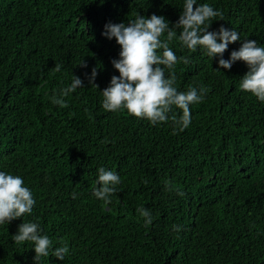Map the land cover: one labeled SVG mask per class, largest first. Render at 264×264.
<instances>
[{"label": "trees", "instance_id": "obj_1", "mask_svg": "<svg viewBox=\"0 0 264 264\" xmlns=\"http://www.w3.org/2000/svg\"><path fill=\"white\" fill-rule=\"evenodd\" d=\"M200 2L223 14L210 31L224 25L264 44V0ZM182 6L0 0V170L21 175L36 200L31 215L0 225V264H36L31 242L12 239L23 219L36 220L53 247H69L63 261L50 253L40 264H264V102L239 88L246 62L223 69L199 48L170 43L188 58L174 68L178 90L207 89L182 131L171 119L153 125L101 105V91L119 75L112 60L120 45L102 34L105 25L153 13L174 24ZM94 67L98 88L85 76ZM73 74L85 87L53 104V90ZM173 114L182 110L173 106ZM101 166L122 178L109 205L92 194ZM138 207L152 211L151 224Z\"/></svg>", "mask_w": 264, "mask_h": 264}, {"label": "clouds", "instance_id": "obj_2", "mask_svg": "<svg viewBox=\"0 0 264 264\" xmlns=\"http://www.w3.org/2000/svg\"><path fill=\"white\" fill-rule=\"evenodd\" d=\"M182 9L174 24L163 15L153 13L150 17L138 14L128 19L127 23L109 22L105 25L102 34L109 40L115 38L120 45L119 58L112 60L119 75H113L108 87L101 91V105L105 111L126 110L128 114L147 119L153 125L171 119L175 128L181 131L190 125V106L202 102L207 89L200 85L179 91L175 86V65L178 60L188 63V58L176 55L169 46L174 40L179 42L181 48L193 52L199 48L208 57L216 58L219 68L231 69L237 61L246 62L249 71L241 77L239 88L264 102V44L242 39L237 30L224 25L210 31L214 19L223 14L209 3L183 0ZM238 40L243 41L242 45L238 50L231 51L226 59L224 54L229 45ZM79 65L87 68L84 60ZM60 70L61 66L56 65V71ZM97 75L95 67L90 74L85 73L89 83L98 88L95 84ZM84 87L82 78L73 74L67 86L53 90L51 102L62 106L66 97ZM173 106L182 110L178 117L169 115ZM97 173L92 194L103 205H109L122 178L117 171L104 166L99 167ZM178 194L183 195V192L178 191ZM75 196L76 193H73V198ZM35 204L33 191L21 175L0 170V225H9L15 219L31 215ZM136 211L138 216L143 217L145 225L153 222L150 209L138 207ZM173 229L179 231L180 226L173 225ZM12 239L16 243L31 242L36 264H40L42 258L49 257L50 253L63 261L70 251L67 245L53 247L52 240L36 220L23 219Z\"/></svg>", "mask_w": 264, "mask_h": 264}]
</instances>
